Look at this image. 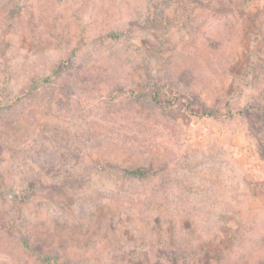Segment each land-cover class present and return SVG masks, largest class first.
<instances>
[{
  "label": "rangeland",
  "instance_id": "rangeland-1",
  "mask_svg": "<svg viewBox=\"0 0 264 264\" xmlns=\"http://www.w3.org/2000/svg\"><path fill=\"white\" fill-rule=\"evenodd\" d=\"M44 257L264 264V0H0V264Z\"/></svg>",
  "mask_w": 264,
  "mask_h": 264
},
{
  "label": "trees",
  "instance_id": "trees-1",
  "mask_svg": "<svg viewBox=\"0 0 264 264\" xmlns=\"http://www.w3.org/2000/svg\"><path fill=\"white\" fill-rule=\"evenodd\" d=\"M46 82H49L48 79H45ZM155 99L158 98V95L155 94ZM243 113V112H242ZM205 116H212L213 113H205ZM126 174L133 176V177H137V178H144L149 174V171L146 168L143 167H138L135 169H126ZM49 258V257H48ZM56 259L57 258H49V261L46 259V257L43 258V264H47L48 262H52V263H56ZM53 260V261H52ZM51 264V263H48Z\"/></svg>",
  "mask_w": 264,
  "mask_h": 264
}]
</instances>
